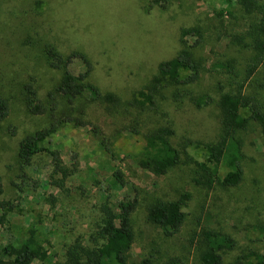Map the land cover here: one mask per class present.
<instances>
[{
	"label": "rangeland",
	"instance_id": "obj_1",
	"mask_svg": "<svg viewBox=\"0 0 264 264\" xmlns=\"http://www.w3.org/2000/svg\"><path fill=\"white\" fill-rule=\"evenodd\" d=\"M255 18L260 19L257 11L249 17L238 0L230 8L224 0H0V90L11 100L10 115L0 122V175L5 189L0 199L18 198L25 210L12 214L10 222L1 226L0 246L13 241L21 233L20 228L27 226L26 211L33 207L43 214L42 228L51 240V253L62 256L68 240L86 235L94 227L98 205L105 199L117 168L129 183L110 190V201L138 197L132 215L136 240L129 264H142L147 256L155 264H169L176 258L194 264L191 235L202 227L222 224L237 241L227 259L254 250L264 253V142L258 127L250 128L244 135L245 178L234 188L201 187L193 181L188 166L158 176L133 159L111 160L86 128L71 125L48 140V146L59 149L68 164L73 161L72 155L77 154L79 169L66 180L64 188L51 184L52 166L47 154L37 156L29 168L38 182L37 188L27 187L21 192L14 184L18 142L44 124L43 118L26 111L23 85L34 81L40 96L45 98L61 77V71L49 65L47 46L52 45L65 55L75 50L84 53L93 64L90 80L102 91H113L129 101L134 91L156 72L159 62L176 54L180 48V27L199 22L208 31L203 53L209 70L199 85L216 94L217 81L228 86L230 78L214 70L211 64L236 56L237 63L233 64L238 71L246 70L251 54L245 50L236 52L230 38L247 30L251 22L258 21ZM188 41L194 42V38L188 37ZM69 69L77 75L86 66L82 59L74 57ZM249 84L254 85L252 91L258 97L264 98V60L249 75ZM165 96L166 100H173L167 91ZM205 108L182 106V112L173 114L178 125L176 140L187 142L189 154L199 161L207 160L204 142L215 134L216 109ZM129 113L122 111L121 117ZM131 113L133 117L137 115L136 110ZM94 120L109 133L121 127V121L104 115ZM134 142L124 134L117 141V150L123 154L135 149ZM186 192L190 194L183 207L186 224L179 233L165 235L162 228L148 220L149 203L157 198H178ZM50 194L57 198L53 208L46 202ZM32 264L42 263L34 260Z\"/></svg>",
	"mask_w": 264,
	"mask_h": 264
},
{
	"label": "trees",
	"instance_id": "obj_2",
	"mask_svg": "<svg viewBox=\"0 0 264 264\" xmlns=\"http://www.w3.org/2000/svg\"><path fill=\"white\" fill-rule=\"evenodd\" d=\"M224 1L227 8L234 4V0ZM238 1L249 17L257 11L260 19L255 18L258 21L251 22L247 30L230 38L231 44L237 47L236 52L245 50L251 54L244 72L238 71L233 64L237 63L236 56L211 64L214 70L230 78L228 86L222 80L217 81L214 88L216 94L209 87L200 88L199 85L205 72L209 71L203 53L208 31L199 22L180 27V48L176 54L159 62L156 72L143 87L134 91L129 101L113 91H102L90 80L93 64L84 53L75 50L65 55L54 46H47L45 53L49 65L61 71V77L45 98L40 96L34 81L23 85L22 100L26 111L43 118L44 124L26 133L18 142L17 181L14 183L17 190L24 192L27 187H38L29 168L42 154H47L50 159L53 186L63 189L66 180L78 171L77 154L72 155L73 161L68 164L59 149L48 146L50 137L68 125L86 128L111 160L133 159L138 166L158 176L166 175L182 165L188 166L193 181L201 187L229 189L240 186L245 178L244 135L250 128L258 127L264 142V98L253 92L254 83L249 84V75L264 60V0ZM228 12L231 13V10L228 9ZM188 37L194 38V42L190 43ZM74 57L82 59L86 66L77 75L69 69ZM166 91L172 101L166 100ZM171 105L175 107L170 108ZM182 106L216 109L215 134L204 142L208 153L206 161L193 158L189 154L188 143L176 140L178 125L173 114L182 112ZM133 110L137 113L134 117L131 113ZM122 111L130 113L121 117ZM10 112V97L0 90V122ZM103 115L121 121V127L113 133L107 132L94 120ZM124 134L134 139L135 149L122 154L116 144ZM112 176L107 195L98 205L99 214L94 227L88 234L76 235L68 240L62 256L50 251L51 240L42 228L43 214L29 207V211H26L29 222L24 231L19 227L21 233L13 241L0 246V264H32L34 260L42 264H129L130 252L136 240L132 215L137 208L138 197L135 195L131 200L122 199L117 203L110 201V190L129 183L120 169L116 168ZM4 191L0 175V195ZM189 198L190 194L186 192L178 198L151 201L148 220L162 228L165 235L179 233L186 224L187 213L183 207ZM56 201L53 194L46 197L50 208L56 205ZM22 204L18 198L0 199V237L1 226L10 222V216L25 212ZM223 225L202 227L191 235L189 242L194 249V264H264V253L257 250L227 259L226 255L236 248L237 241L230 229ZM142 264L155 263L147 256ZM169 264H185V261L176 258L170 260Z\"/></svg>",
	"mask_w": 264,
	"mask_h": 264
}]
</instances>
